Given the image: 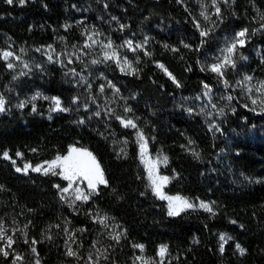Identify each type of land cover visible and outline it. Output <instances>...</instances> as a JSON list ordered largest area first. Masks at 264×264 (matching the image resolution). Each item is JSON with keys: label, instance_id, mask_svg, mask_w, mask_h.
Here are the masks:
<instances>
[{"label": "trees", "instance_id": "obj_1", "mask_svg": "<svg viewBox=\"0 0 264 264\" xmlns=\"http://www.w3.org/2000/svg\"><path fill=\"white\" fill-rule=\"evenodd\" d=\"M220 6L223 22L196 52L181 43L198 45L201 37L193 19L205 24L190 0L182 3L177 0H26L23 5L16 2L9 5L0 0V50L8 45L18 52L48 45L60 49L64 43H81L79 30L73 26L66 28L65 21L66 11L79 7L88 10L90 20L99 17L103 23L110 21L116 41L121 36L129 38L145 33L146 48L151 53V56H145L142 51L136 53L139 63L135 59L134 66L139 69L138 75H126L112 61H107L98 67L94 77L85 78L86 82L78 76H66V71L55 63L48 64L35 84L60 97L72 111L44 116L30 112L29 108H9L0 114V185L4 189L0 191V219L21 229L31 222L26 230L29 243H24V236L16 235L15 244L25 251L35 247L43 264H87L90 253L96 258L97 249L100 252L107 249L109 256L108 260L101 259L100 264H133L140 254L132 246L136 243L145 245L143 255L155 259L157 247L166 244L169 254L165 264H264V137H246L251 127L264 129V112L238 106L220 124L221 134L209 131L201 113L195 109L190 112L188 107L180 105L182 97L200 95L201 81L216 84L212 73L201 71L202 57L215 51V35L230 27L257 28L259 24L254 23V18L264 15V0H231ZM120 25L125 27L121 29ZM250 37L264 47V32ZM165 44L179 51L172 52ZM157 62L182 87L177 88L157 67ZM77 66L81 70L83 65ZM109 81L114 88L107 87ZM8 82L9 71L0 59V88ZM101 85H104L103 93L99 92ZM231 93L235 95L234 91ZM73 97L79 98L77 105L71 103ZM126 106L132 111L125 112ZM111 110L135 120L151 152L159 148L165 152L169 160L163 172L175 177L165 191L214 201L215 215L201 209H189L179 216L167 215L165 201L156 197L148 186L138 158L135 129L122 127L109 115ZM95 111L101 115H92ZM80 119L86 123H75ZM189 140L195 143L189 144ZM69 144L92 151L109 182V187L99 186V194L87 203L76 201L73 207H69L67 199L61 200L54 187L64 186L65 181L31 171L20 174L10 160L2 158L7 150L18 161L15 153L20 151L22 160L38 163L58 152L65 153ZM192 151L199 152L200 158L196 159ZM97 214L107 217V227L93 222ZM233 220L237 223H231ZM65 228L69 233L87 229L76 232L75 243L69 241L83 259L64 254L68 239ZM115 232L126 233L118 244L109 238V233ZM219 232H227L234 238L225 244L223 253L218 246ZM33 239L38 243L32 245ZM235 242L246 249L244 255L235 249ZM0 264L9 263L0 257Z\"/></svg>", "mask_w": 264, "mask_h": 264}, {"label": "snow or ice", "instance_id": "obj_2", "mask_svg": "<svg viewBox=\"0 0 264 264\" xmlns=\"http://www.w3.org/2000/svg\"><path fill=\"white\" fill-rule=\"evenodd\" d=\"M20 5H23L26 0H18ZM178 3H182L183 0H177ZM231 0H210V3H201V11L199 13V16L203 18V21L205 22L204 25L201 24V22L197 19H193L194 27L199 31V35L201 37L200 42L198 45L193 47L190 43H184L183 47L186 49H189L190 51H196L199 52L200 48L203 47V45L207 42V37L215 30V28L218 26L219 23L223 22V13L221 9V4H229ZM6 3L11 5L14 3V0H6ZM209 8L213 9L214 11L209 12ZM213 16H215V20H213ZM113 19H116L113 17ZM255 19V18H254ZM259 22V27L257 28H248L244 27L240 29L239 31H236L233 36L230 39H227L225 41V45L222 49H220V54L212 59L210 63H207L206 65L201 66V71H207L209 73H212L217 81V83L222 84L224 89H229L233 87L232 81L229 79V72L230 70H235L237 67V59H246V57L243 56V54L240 52V49L244 48L250 39V36L255 35L258 32H264V15H261ZM207 25H211V27H208ZM70 27V25L66 26ZM121 29H123L125 26L120 25ZM85 33H89V30L85 28ZM101 35L97 30L92 29V31L87 35V40L82 46V49H91L93 45H99L101 51L103 52L102 59L101 58H95L90 61L91 64H99L106 61H113L117 67L120 69V71L126 75H138L139 69L134 66L133 62L128 59L127 56H121L120 52L118 51L119 48H127V50L137 53L138 51H142L145 56H151V53L147 51L146 45L148 44V38L145 37L141 42H135L133 39H125L123 44L121 45H115L114 42L110 37L107 38V42L103 40H97L95 37ZM63 39V38H61ZM88 41H91V43H88ZM48 49H50L52 52L55 51L52 45L47 46ZM166 49H169L172 52H178L179 49L172 47L169 48L168 45H164ZM73 48L75 49L76 46L73 45ZM21 52L24 51V49L20 50ZM37 52L42 51L41 48L36 49ZM82 52V50H81ZM60 56H68L67 63L71 64L73 63L72 56L76 57V60L79 61L81 64H84V60L82 59V55H87L86 52H82L81 54H78L76 51H74L71 55L68 53H60L58 54ZM16 61H19L21 59L20 56H17L13 51L9 50H0V59H3L6 62V67L10 70L15 68V64L12 62V59ZM181 59H184L183 56L180 57ZM47 60L49 63H60L62 67H66L63 60H54L53 55L48 54ZM136 63H139V57L137 56ZM199 63V61H198ZM261 63L264 64V59L261 60ZM24 68L28 69L29 65L27 63H24ZM157 67L161 68L164 73L168 76V78L172 81V83L177 87H182L180 81L161 63L157 62ZM36 68L40 71H43V66L40 64L36 65ZM87 68V65H85V70ZM187 70H191L189 67ZM26 72H21L19 75H27ZM71 74L73 77L79 76L81 80H85V78L81 75V73H78L75 68H70L65 73V75ZM17 77L14 76L13 79H16ZM254 77L251 75H245L241 80L236 81V85L241 86L242 90L247 93V99L250 100L251 107L249 104H244L243 106L245 108H248L249 111L256 112L257 107H259V110L261 112H264V79H259L254 81ZM86 82V80H85ZM202 84V96L207 98L208 105H210L211 109L216 111V114L220 117H223L225 113V107L221 106L218 107L216 103L213 102V85L201 81ZM88 87L91 88V85L88 84ZM107 87L114 88L115 86L109 81L107 84ZM117 93L119 92V89L115 90ZM99 92H104V85H101L99 87ZM43 99L46 101L51 102V107L49 109L50 112H70L72 111L71 107H65L63 104V101L58 96H46L43 95L40 92L35 93L30 98L26 100H21L16 107L19 109H24L26 106L31 105V110L33 113L37 112V105L35 101ZM78 97H73L71 103L73 105H77L78 103ZM197 99H200L198 96ZM221 99H226L227 101H232L233 96L231 94H228L226 96H221ZM93 102H95V98L93 97ZM7 110L6 108V100L3 97V95H0V113H3ZM85 110H87V105H85ZM125 112H131V107H125ZM191 112V109H189ZM201 111L203 112L204 109L202 108ZM231 111L234 113L235 108H232ZM92 115L99 117L101 115L100 111H95L92 113ZM109 115L114 116L116 120H118L122 127L124 128H131V129H137L136 131V137H137V143L139 144L140 148V159L145 164V167L147 169V179L149 181V187L151 188L154 195H156L159 199L167 201V215L170 217L173 216H179L182 212H185L189 209H194L197 206L199 208H202L203 210L211 213L212 215H215V211L213 208L214 201L213 202H205V201H199V204H195L193 201L189 200L186 197L180 196V195H167L163 192L164 186L170 182V179H174L175 177H169L166 175H160L159 174V165L163 164L167 166L169 158L166 155H158L156 160H150L147 159V139L143 133L142 130L138 128L137 123L132 118H125L115 113L114 110H111L109 112ZM211 115V113H209ZM51 118V117H49ZM89 119H91V116H89ZM75 123L83 125L86 123L84 119H80L78 121H75ZM209 131L212 132H220L222 133V129L220 125L216 122H211L208 125ZM78 143V142H77ZM127 143V141H125ZM195 143L192 140H189V144ZM33 152L36 151V149H32ZM123 151V149L121 150ZM196 159L200 158V153L196 151H192L191 153ZM16 157H23V153L20 151H16L15 153ZM2 158L5 160H10L13 166H16V160L13 159L9 155V151L5 150L2 153ZM29 169L33 172H42L43 175H52V176H58L62 180L67 182V186H61L60 184H55L54 187L58 189L60 193H69L71 190L74 199L69 203V207H73L76 201H82L84 203H87L94 195L99 194V186L103 185L104 187H109V182L106 179L104 169L101 166L100 161L97 159L96 155L90 151L88 148L83 146H77V144H69L67 146V150L65 153H57L53 159L46 160L42 164H37L35 166L31 165L30 163L26 162L24 163L23 167L16 166L15 171L16 172H23L25 175L28 174ZM81 185H85V187H81ZM4 190L3 185H0V191ZM115 191V190H113ZM143 195V193H142ZM65 196L61 195V200H64ZM199 199V198H197ZM88 215L91 216V213H88ZM107 217H100L99 214H97L95 217H93V222L100 223L101 225L107 227L106 224ZM31 222H29L30 224ZM231 223L235 224L237 223L235 220L231 221ZM29 224H25L23 226V229L17 227L13 229L12 234L9 235L7 233L6 228L4 227L3 223H0V242H3L0 244V256H2L5 260H9L11 258V264H17L18 261L23 260V256H21L19 253H16L13 245L17 242L15 239L16 232H21L22 235L25 237L24 243L28 244L29 240L27 239V228ZM57 228L60 227V225H56ZM243 227V225H241ZM65 234L68 236V239L65 241V255L68 257H73L77 260L83 259L82 256L79 254V250L74 249L69 241L72 243L76 242V232L83 233L87 231L86 228H79L71 233H69V230L67 228L64 229ZM122 235L126 236V233H109V238L114 240L117 244L120 242ZM49 240H51V236L47 237ZM234 239L231 236H228L227 234L221 233L219 235V240L221 241L219 245V250L221 253L225 251V244L228 243L229 240ZM198 242V241H194ZM38 243L35 239L31 241L32 245H35ZM82 246V245H80ZM95 242L93 244V247H95ZM134 249H139L141 253L145 250V245L142 243H136L132 245ZM236 250L240 253V255H244L246 252V249L243 248L239 243L235 244ZM31 252L36 254L37 249L35 247H31ZM107 249L104 250V252H100L99 249H97V255L96 258L93 259L92 254L90 253L88 256L87 264H100V260H108L109 256L106 254ZM168 246L166 244H161L158 246V250L156 253V256L159 258L158 260L155 258H145L142 255H137L133 261V264H165V259L168 256ZM35 264H40V260L36 259Z\"/></svg>", "mask_w": 264, "mask_h": 264}, {"label": "rangeland", "instance_id": "obj_3", "mask_svg": "<svg viewBox=\"0 0 264 264\" xmlns=\"http://www.w3.org/2000/svg\"><path fill=\"white\" fill-rule=\"evenodd\" d=\"M190 1L195 5V7L199 13L201 11V7H200L201 3H210V0H190ZM14 2L19 3L18 0H14ZM211 11H214V10L209 8V12H211ZM88 13L89 12L87 9L85 10V9H82L79 7H71L70 9H68L66 11L65 21H66L67 25L73 26L74 29L77 28L79 30L80 36H82V38H83L82 42L79 44L64 43V44H62L60 49H56L53 47L55 49L54 52H52L50 49H48L47 46L35 47V48H31V50H24L23 52L20 51L21 49H19L18 52H15L13 50V46H11V45H8L6 48H4L6 50L13 51L17 56L21 57V59L19 61H16L13 58H10V59H12V62L16 66L12 70H10L6 67L9 71V82L4 87L0 88V95H3V97L6 100V108L7 109H9V108L19 109L16 107V105L21 100H26L37 92H40L43 95L50 96V97L56 96V95L48 94L40 86L35 84L37 82V78L44 71V70L43 71L38 70L36 68V65L40 64L43 66V69H44L46 65L53 64V63L48 62V60H47L48 54L53 55L54 60H63L64 61V64L66 65V67H62L61 64L58 62L55 63L58 66H60L61 68H63L64 71L67 72L68 69L75 68L76 71L78 73H81V75L84 78L94 77V75L98 73V67L103 65L105 62L95 64V65L90 63V61L92 59H95V58H101L102 59L103 52L101 51L99 45H93V47L91 49H82L83 44L87 40V35L92 31V29H95L99 33H101V35L95 37V39L103 40V41L107 42V38L110 37L115 45L123 44L125 39L131 38L135 42H141L145 37H147V35L145 33L140 34V32H139V33L132 35L129 38L121 36V39L116 41L112 35V29H113V25H111L112 23H110V21H109V23H107V22L103 23L99 17L96 20H90V18H88ZM106 19H104V20H106ZM253 21L256 24H259L260 19L255 18ZM85 28H87L89 30V33H85ZM239 30L240 29L230 27L227 30L219 32V35H215V37H214V39L216 40L215 51L205 54L202 57L201 65H206L207 63H210L214 57L218 56L220 54V49H222L225 45V41L227 39H230L233 36V34ZM254 42L255 41L252 40L250 37L246 46L244 48L240 49V52L243 54L244 57H246V59L241 60L238 58L236 69L230 70V72L228 74L229 79L232 81L233 87L229 88V89H224L223 85L217 83V81H216V84L213 85V102L216 103L218 105V107H221V106L225 107V113L226 114L223 117L218 116L216 114V111L211 109L210 105H208L207 98L202 96V91H201L200 95H194L193 98L191 95L182 97L180 100V105L186 106V107H188V109H195L196 111H198V113H201L203 115V117H205L208 125L211 122H216L219 125L221 123H225V119L227 118V116L229 114L233 113L231 111L232 108H235V110H237L238 106L244 107L243 105L246 103L249 104V106L251 107L250 100L247 99V93L242 90L241 86L236 85L235 82L238 80H241L245 75L253 76L255 78L253 83H255V80L264 79V64L261 63V60L264 59V47L261 46V44L254 43ZM88 43H91V41H88ZM73 45L76 46L75 49L73 48ZM37 48H41L42 51L37 52L36 51ZM81 50H82V52H86L87 55H82ZM74 51H76L78 54H81L82 59L85 62L84 64H82L83 66H82L81 70H77L78 69L77 65L81 64V63L76 60L75 56H72L73 63L68 64L67 63L68 56L58 55V54L64 53V52L71 55ZM118 51L120 52L122 57L127 56L128 59L131 60L134 64V61L136 59L135 58L136 53H133V52L127 50L126 47L125 48H119ZM24 63H27L29 65L28 69L23 67ZM85 65H87L86 70H85ZM5 66H6V62H5ZM116 67H117V65H116ZM22 71L26 72L28 74L27 75H19ZM14 76H16L17 78L13 79ZM230 90L234 91L235 95L232 94ZM228 94H231L233 96L232 101L229 102L226 99H221V96H226ZM198 96L200 97V99H197ZM35 103L37 105V112H35L36 114L49 116L51 113H53V112L49 111V109L51 107L50 101L39 99V100L35 101ZM25 108H29V111L32 112L31 105H28ZM202 108L204 109L203 112L201 111ZM259 111H260L259 107H257L256 112H259ZM209 113H211V115H209ZM136 131H137V129H135L134 138H135L136 144L138 146V158H139L141 165L143 166V168L145 170L146 178H147V169L145 167V164L140 159V148H139V144L137 143ZM246 137L249 139H255L257 137L263 138L264 137V129L258 128V127H251L248 134L246 135ZM158 155H166V154L161 148H159L155 152H151L149 150V143L147 140V157L146 158L154 161V160H156ZM17 158L19 160L16 161V166H19L21 168L23 167L24 163L28 162L26 160H22L21 157H17ZM53 158H51V159H53ZM51 159H48V160H51ZM44 161H46V160L40 161L38 163H30V162H28V163L35 166L37 164H42ZM16 166H13L14 169ZM165 167L166 166L163 164L159 165V174L169 176L163 172ZM29 171H31V169H29ZM31 172H33V171H31ZM19 173L24 174L23 172H19ZM34 173L42 174V172H34ZM56 177H58V176H56ZM169 177H172V176H169ZM171 180L172 179H170V181ZM147 181H148V179H147ZM148 185H149V181H148ZM167 185H168V183L163 188V192L165 194L173 195V196L174 195H180V194H169V193H167L165 191V188ZM64 186H67L66 181H65ZM81 187H85V185H81ZM150 190H151V188H150ZM58 193L60 194V196L61 195L65 196V199H67L69 202H71L74 199V196H73L71 190L69 191V193H60L59 191H58ZM180 196H182V195H180ZM183 197L188 198L189 200L193 201L197 205L199 204V201H201V200L205 201V202H211L209 200L201 199V198L197 199V198H190L187 196H183ZM165 203H166V207H167V201H165ZM194 209L203 210L202 208H199L198 206ZM0 223H3L4 227L7 230V233L9 235L12 234L13 229L17 228L14 224H12L11 222L6 221L4 219H0ZM221 233H224V234H227L228 236H231L227 232H219L218 237H217L218 238V246L221 243V241L219 240V235ZM16 235L19 237L22 234L20 232H16ZM22 237H23V235H22ZM2 243L3 242H0V244H2ZM235 244H236V242H235ZM13 247H14L16 253H19L21 256H23V260L18 261L17 264H35L36 259H39L40 264H43L41 258L39 256H37L36 254L31 252V250H30L31 248L28 249L27 251H25V249L21 248L17 244H14ZM157 250H158V247H157ZM138 255H142L145 258H148L145 255H143V253H141V252ZM0 257L3 258L2 256H0ZM156 259L158 260L159 258L156 256ZM8 263L11 264V258L8 260Z\"/></svg>", "mask_w": 264, "mask_h": 264}]
</instances>
